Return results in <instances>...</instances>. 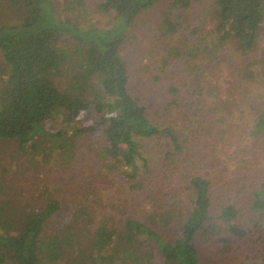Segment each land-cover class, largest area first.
<instances>
[{"label":"trees","instance_id":"trees-1","mask_svg":"<svg viewBox=\"0 0 264 264\" xmlns=\"http://www.w3.org/2000/svg\"><path fill=\"white\" fill-rule=\"evenodd\" d=\"M201 1L99 0L97 8L113 21L101 28L77 15L58 17L55 0H0V143H12L8 154L29 162L17 171L21 177L5 170L0 178V264H202L199 247L223 223L225 243L235 244L230 262L264 264V75L263 90L255 92L242 80L259 77L252 62L240 63L228 91L217 79L226 56L239 61L257 46L264 0H211L213 27L208 31L203 17L184 40L175 38ZM152 9L161 11L165 54L157 60L146 49L138 58L149 59L146 69L156 61L149 79L157 85L137 80L126 56ZM245 113L253 117L251 142L231 153L242 166L236 193L250 196L249 207L263 217L243 221L237 199L226 193L221 202L204 167L215 164L211 154L230 138L234 115ZM90 137L100 173L148 203L146 220L100 212L94 178L69 183L81 196L73 195L72 205L54 192L61 175L84 170L78 146ZM145 138L155 144L143 157Z\"/></svg>","mask_w":264,"mask_h":264},{"label":"rangeland","instance_id":"rangeland-1","mask_svg":"<svg viewBox=\"0 0 264 264\" xmlns=\"http://www.w3.org/2000/svg\"><path fill=\"white\" fill-rule=\"evenodd\" d=\"M2 1V0H1ZM56 4L58 6V9L56 10V15L58 17H66L67 16H79L82 18L83 24L89 26V23L94 26L101 27V28H109L112 25V17L111 15H108L102 11H100L97 8V4L99 0H85V3L83 5L78 4V0H55ZM6 8L5 6L2 7V9ZM68 11H66V9ZM156 9V8H154ZM150 10L148 13L151 14L152 11ZM213 5L211 0H202L200 4H196L195 7H193L190 12L187 14L188 21L187 24H183L181 29L176 33L174 36L175 38H179L180 40H184L183 36L188 33V29H191L192 26H194L198 19H202L203 17L207 18V27L206 29L209 31L210 28L213 27V20H212V12H213ZM9 11H6L5 13H8ZM9 14V13H8ZM13 13H11L10 18L12 17ZM161 17V11H154L150 16L149 20H147L146 23H138L137 25V31H138V41L134 42L132 45H129L127 48V54L126 56L129 59V63L131 65L133 73L136 75L135 78L139 80L142 79L141 82L146 83L144 81H147L151 84L157 85L158 83L152 79H149L151 75V71L156 67L155 62L152 61L151 67L152 69H146L143 67V65L149 63V59L147 58H138L141 53L146 49H153L155 51V56L157 60H160L162 58V54H165L164 50L161 48V45L163 43V39L160 40V32L161 30L158 28V21ZM76 20V19H72ZM90 24V25H91ZM188 25L185 30V26ZM86 26V27H87ZM193 28V27H192ZM201 35H203V28L201 31ZM189 34V33H188ZM190 32V40L188 41L189 45H193V38L191 37ZM166 37L168 40H172V38ZM71 44L74 45L73 39H69ZM63 46H65V42L63 43ZM70 45H67L69 47ZM230 56H226L222 61L221 65L218 68V81L221 84L222 87H225V90L228 91V89L231 87V84H236L238 80H236V76L238 75V71L240 69V63L243 61L244 63L252 62L253 67L252 69L260 72L259 77L257 78H245L243 83L247 84V88L251 89L252 91H262V77L264 75V33L261 36V39L259 40L257 46L255 49L250 52L249 54H246L245 56H240L239 61H234L233 58H229ZM144 59V60H143ZM143 67V68H142ZM251 69V70H252ZM4 78V75L0 72V86L2 84V79ZM63 83H66L67 77H58ZM173 82V80L171 81ZM168 84L167 81H164L163 86H166ZM160 85V84H159ZM224 92V90L222 89ZM1 92V88H0ZM224 94V93H223ZM228 94L227 92L224 94V97H226ZM264 100V99H263ZM243 119L242 122H239ZM234 120V126L232 129V132L228 133V136L230 138H226L225 142H222L218 144L217 151H213L214 154L212 155V161L215 162L214 165H209L207 167H204V170H207L209 172V175L212 177V180L214 181L213 187H216V195L217 197L220 196L221 202H224V198L226 193L230 194L233 199H237L234 201L235 204H237L238 207L241 208V219L245 221L250 215L253 217H256L257 220H259V217L261 215H258L259 212L253 211L249 207V197L250 196H244L242 194V197L239 198V195L236 193L238 191L237 186V172L241 171L242 166H240L236 159L231 156V153L235 151H242L245 149L248 145V143L251 142L250 138V127L253 123V117H251V114H244L243 116L239 117V115L235 114L233 117ZM90 122L87 121L86 125ZM95 139V137H90L89 139L83 140L80 145L78 146V151L80 157L81 164L84 165V170H78L76 174L67 175L63 174L59 177V180L57 181L59 188L55 190L54 192L57 193L59 197L63 201H65V205H72L71 204V197L73 195H76L75 192V185L69 184L72 182H79V181H85L91 178H94L96 181V188L95 192L99 195L100 201L105 204L103 206L100 205L101 202H99L96 206L99 209L100 212H107L109 216H112L114 220H121L128 217L136 218L138 220H146L149 214V206L147 202H140L139 200H133L129 194H126L125 188L123 185L119 183L121 182H113L115 179L113 175H107L104 177L105 174L100 173V167H98L99 162L95 159H91V152L93 148V144H91V140ZM90 142V143H89ZM143 144V147L141 148V154L143 157L148 155V150L153 149V145L155 144V140L151 138H145L141 141ZM8 144V145H7ZM7 144H1L0 143V178H2L5 174V170L9 171V173H12L14 178L20 176L22 173L18 172L20 170L21 164L29 165V162L26 161V158L22 155L20 157H14L10 153L8 154V149H11L12 143L9 144L7 141ZM260 144V143H259ZM14 146V144H13ZM254 150L257 153L256 160H261L259 157V153L261 152L256 145L252 146ZM225 155V160L222 163H217V159H219L220 156ZM205 160V159H203ZM142 163L141 159L138 158V164ZM254 165V163L252 164ZM260 165L257 164V168ZM226 167V168H225ZM58 169V168H57ZM255 171L256 166L254 165L253 168ZM253 170V171H254ZM8 173V174H9ZM199 173H203V168L199 170ZM107 174L109 172L107 171ZM6 176L5 180L7 179ZM21 177V176H20ZM20 177L18 178L17 183L20 182ZM43 177V176H41ZM10 179V182L6 181L5 185V192L11 191L12 188L11 183H13V179ZM234 181H236L234 183ZM66 182H68L66 184ZM1 189V188H0ZM53 189V188H51ZM2 190V189H1ZM35 191V190H34ZM40 191L36 190L34 193L38 194ZM1 192V191H0ZM45 195V194H44ZM77 196V195H76ZM215 196V193H214ZM77 201L80 200L81 196H77ZM125 199L130 201V205H127V202ZM43 201L44 199H40ZM77 201L74 203L76 204ZM109 203H113L110 205ZM67 213L66 209L63 211V215ZM263 217V216H261ZM65 218V217H64ZM219 221L218 219H216ZM248 227H250L249 220L247 221ZM154 227V225H153ZM224 223L219 228L218 233L212 237V241L208 242L204 245H202L200 248V258L202 264H232L230 260L233 256V250H230V247H235V244L233 241L230 242V244L225 243V238L227 237L224 233ZM171 231H174L172 229Z\"/></svg>","mask_w":264,"mask_h":264}]
</instances>
